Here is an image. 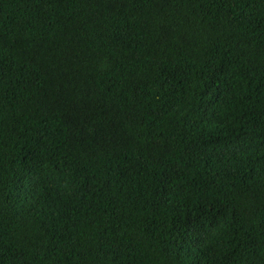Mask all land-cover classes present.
<instances>
[{
    "label": "trees",
    "instance_id": "1",
    "mask_svg": "<svg viewBox=\"0 0 264 264\" xmlns=\"http://www.w3.org/2000/svg\"><path fill=\"white\" fill-rule=\"evenodd\" d=\"M0 264H264V0H0Z\"/></svg>",
    "mask_w": 264,
    "mask_h": 264
}]
</instances>
